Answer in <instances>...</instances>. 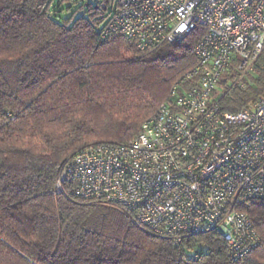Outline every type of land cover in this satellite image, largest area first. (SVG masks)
<instances>
[{
    "label": "trees",
    "instance_id": "16d2710c",
    "mask_svg": "<svg viewBox=\"0 0 264 264\" xmlns=\"http://www.w3.org/2000/svg\"><path fill=\"white\" fill-rule=\"evenodd\" d=\"M104 1L0 0V264H264L260 202L249 212L260 244L232 262L214 230L176 242L122 210L54 193L73 154L130 141L196 64L203 27L139 50L105 34ZM243 84L220 81L224 111L264 96V50Z\"/></svg>",
    "mask_w": 264,
    "mask_h": 264
},
{
    "label": "built area",
    "instance_id": "2783aa9c",
    "mask_svg": "<svg viewBox=\"0 0 264 264\" xmlns=\"http://www.w3.org/2000/svg\"><path fill=\"white\" fill-rule=\"evenodd\" d=\"M105 34L146 50L179 42L196 27V64L124 144L77 151L60 168L55 194L111 206L150 234L180 242L214 230L230 261L260 244L250 217L264 207V96L236 113L216 95L239 85L264 50V0H105ZM188 81V87L182 84Z\"/></svg>",
    "mask_w": 264,
    "mask_h": 264
},
{
    "label": "rangeland",
    "instance_id": "374dc122",
    "mask_svg": "<svg viewBox=\"0 0 264 264\" xmlns=\"http://www.w3.org/2000/svg\"><path fill=\"white\" fill-rule=\"evenodd\" d=\"M89 3H91L92 5H96V3H99L102 0H87ZM75 6V5H74ZM65 15H68V12L64 13ZM224 93V89L223 88H218V90L216 91V95H222ZM147 232V231H146Z\"/></svg>",
    "mask_w": 264,
    "mask_h": 264
}]
</instances>
